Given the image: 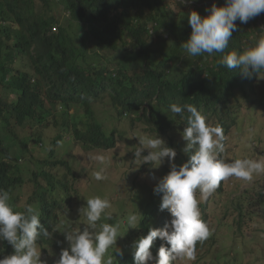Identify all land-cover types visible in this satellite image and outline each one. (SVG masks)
I'll list each match as a JSON object with an SVG mask.
<instances>
[{"label": "clouds", "instance_id": "9594fccd", "mask_svg": "<svg viewBox=\"0 0 264 264\" xmlns=\"http://www.w3.org/2000/svg\"><path fill=\"white\" fill-rule=\"evenodd\" d=\"M25 1L24 13L47 24L41 34L62 35L69 52L97 43L88 18L74 19L65 0ZM180 4H193V0H168L163 7L174 12L175 21L187 14L185 28L190 25L192 31L181 46L186 58L195 59L190 66L204 69V75L208 69L217 72L208 63L215 58L225 76L224 82L220 77L221 95L205 90L198 95L199 105H170L171 113L186 119L182 127L170 126L157 115L151 121L148 103L121 114L123 107L111 88L88 105L73 104L79 87L38 72L35 61L47 55L34 32L16 21L0 23L10 27L0 28V170L6 164L10 178L8 189H0V264H213V257L228 252V244L248 220L259 222L264 237V188L255 197L258 207L243 210L247 189L257 183H251L253 175L264 174V161L237 158L242 142L231 139L234 128L251 138L252 132L264 138V120L258 121L264 112V92L256 101L252 99L259 95L257 85L264 79V0H209L204 17L193 9L179 13ZM56 7L68 12V25L60 23ZM257 16L261 30L247 25ZM158 26L154 21L147 23L148 41L154 40ZM160 31L161 51L166 52L175 37ZM96 51L103 56L107 77L110 73L116 78L117 68L128 62L122 45L113 50L96 47ZM125 70L121 80L137 85L138 80L131 79L134 71L130 66ZM254 73V91L241 89L240 75L251 78ZM227 92L232 95L226 97ZM96 104L107 105L111 119L114 111L120 117L130 115L132 122H144L143 136L134 137L138 140L135 150L117 149L121 133L107 129L94 111ZM247 121L252 123L248 126ZM26 125L30 130L23 136L14 129ZM60 134L72 135L74 164L57 157L63 151L56 147ZM44 136L49 144H43ZM174 139L176 143H171ZM252 144L257 146L256 141ZM97 150L116 156L92 153ZM35 151L42 156H35ZM138 168L140 173L128 176ZM105 170L117 172L123 190L148 177L141 190L161 196L142 215L128 216L123 248L117 247V238L122 237L118 223H97L111 207L108 199L89 198L83 208L87 224L82 230L77 227L82 216L81 204L75 201L81 199L80 187L89 175L106 180ZM82 172L84 178L78 175ZM150 177L158 179L155 187ZM24 184L33 190L21 205L17 188ZM52 203L57 205L54 219L44 211V205ZM218 226L224 231L218 232ZM228 226L235 229L234 236L228 235Z\"/></svg>", "mask_w": 264, "mask_h": 264}, {"label": "trees", "instance_id": "16d2710c", "mask_svg": "<svg viewBox=\"0 0 264 264\" xmlns=\"http://www.w3.org/2000/svg\"><path fill=\"white\" fill-rule=\"evenodd\" d=\"M65 1L74 19L88 18L93 32V42H97L95 46L92 44L84 50L76 48L69 52L62 35L43 36L41 33L44 32L47 24L39 17L24 13L23 8L27 6L25 0H0V23L16 21L34 32L42 52L47 55L35 61L38 72L53 79H68L76 88L79 87V94L73 100V104L88 105L111 88L123 107L121 114L124 110L131 111L148 103V106L151 105V121H154V116L157 115L165 119L170 126L182 127L186 119L171 113L170 105L193 103L199 105L198 95L205 90H215L221 95L220 77L224 82L225 76H223L222 67L217 64L218 59L213 58L208 61L217 72L208 69L204 75V69L191 67L195 59L186 58L188 54L181 46L192 31L190 25L185 28L184 17L187 14L175 21L174 12L163 7L168 5V0L162 2L160 0ZM208 1L193 0V4H180L177 9L179 13L193 9L204 17ZM198 3H202L203 7H200ZM261 15L264 16V13ZM257 20L258 16L249 20L247 25H256L255 29L261 30ZM152 21L157 22L159 26L154 40L148 41L147 23ZM0 28L10 29L1 24ZM160 29L167 30L175 37L166 52L161 51L164 39ZM248 29L251 28L247 27ZM120 45L126 48L128 62L124 67L117 68L116 78H112L110 73L107 77L106 64L102 61L103 56L96 51V47L113 50L118 49ZM180 62L181 64L178 65ZM127 66L134 71V79H131L138 80L137 85L129 80L127 83L121 80ZM254 78L255 73L251 78L241 74L242 83H239V87L254 91ZM27 80V77L23 78V82ZM231 95L230 92L226 93V97ZM225 101L228 102V99ZM87 114L90 116L91 112L87 111ZM174 142L175 139L171 140V143ZM7 172V165L1 164L0 189H8L10 178ZM56 206V203L44 205V211L52 219L56 217L54 213Z\"/></svg>", "mask_w": 264, "mask_h": 264}, {"label": "rangeland", "instance_id": "374dc122", "mask_svg": "<svg viewBox=\"0 0 264 264\" xmlns=\"http://www.w3.org/2000/svg\"><path fill=\"white\" fill-rule=\"evenodd\" d=\"M54 12L58 16L60 23L64 25L69 24L70 20L68 12L61 11L57 7L54 9ZM69 31H71V29H69ZM112 62L115 61L112 60ZM112 62H110L109 65H112ZM261 77H264V73L261 75ZM257 91L259 92V95L252 97L254 101H256V99L264 92V79L260 78V82L257 85ZM261 103H263V101H261ZM256 105H259V102H256ZM93 108L96 115L105 122L108 130L114 128L121 133V141L118 142L117 149L120 151L124 149L135 150L138 145V140L134 137L136 135L139 138L143 136L142 134L145 130L144 122H132L130 115L120 117L116 115L114 111H112L114 118L111 119L108 117V106L105 104H96L93 106ZM262 120H264V112L262 113V117L259 116L258 118V121ZM251 123L252 121H247L246 125L249 126ZM14 129L20 136H23L24 134L29 132L30 125H26L25 127L15 126ZM252 133L253 137L251 138L250 136L245 135L242 132L241 128L239 131H237L236 128L232 130L231 139H233L234 136L236 143L242 142V147L237 151L236 157L264 161V138L259 133ZM53 135V133L49 134V136ZM41 139L43 144L45 145L50 143V139L45 136L41 137ZM252 140L256 141L257 146H254L252 144ZM56 147L63 148L62 153L57 156L59 159H67L71 164H74L76 158H73L72 155L76 156V154L73 150L74 141L71 134H60V143ZM92 153L102 155L110 154V156H116V154L113 155V153L111 154L110 152H103L98 150L92 151ZM130 153L132 154L133 151H130ZM34 155L37 157L42 156V154L38 151H35ZM124 159L130 160L132 159V157H125ZM131 164L134 165L133 161ZM120 168L121 165L119 164L117 170H119ZM138 173H140V168L135 169L132 173H129L128 176L137 175ZM85 174V172H82L78 175L81 178H84ZM104 174L107 176V179L101 181L96 180L94 174L89 175V180L85 181L80 187L81 199L75 201L81 204L82 216L77 221V227H80L82 230L87 224V221L85 220L86 218L83 214V208L86 207V201L89 198L99 196L101 198L108 199L111 203V207L105 210L104 214H102L101 220L97 223L98 226L103 223H118L119 236L122 237L117 238V247L123 248L124 244L122 239L125 234V229L128 228V216L133 213H140L142 215L143 212L147 210L148 207H151L161 196L160 194H154L153 190L148 192H144L141 190L142 183L148 177L142 178L139 185L123 190L124 185L119 184L117 172L109 171L107 173V171L105 170ZM152 180L155 187L158 179ZM253 181H257V183L252 185L251 188L247 189L248 193L244 195L243 200V203L245 205L243 210L253 208V206L255 205H257L256 207H258V203L260 202L256 201L255 197L260 196V190L264 188V174H254L251 183ZM32 190L33 187L28 184H24L17 188V191L20 192L22 201L21 205H24L26 203V200L31 194ZM66 200L67 199H65V201ZM258 226L259 222L257 220H248V222L239 229L237 238L233 239L228 244V252L220 257H213L212 263L225 264L224 261L227 260V264H264V237L261 235ZM217 231L220 232L224 230L222 229V227L218 226ZM227 232L230 236H234L236 234L235 229L231 228L230 226H228ZM113 255H115V252L113 253Z\"/></svg>", "mask_w": 264, "mask_h": 264}]
</instances>
